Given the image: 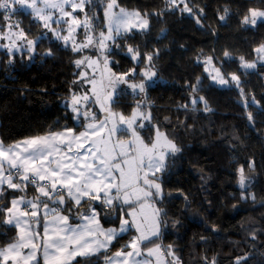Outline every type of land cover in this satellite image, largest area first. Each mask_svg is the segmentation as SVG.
Instances as JSON below:
<instances>
[{
	"label": "snow or ice",
	"instance_id": "snow-or-ice-1",
	"mask_svg": "<svg viewBox=\"0 0 264 264\" xmlns=\"http://www.w3.org/2000/svg\"><path fill=\"white\" fill-rule=\"evenodd\" d=\"M232 3L235 9L225 4L222 14L218 6V27L227 26L230 18H234L237 31H255L264 25V0ZM205 7L193 0H161L159 5L146 3L131 10L119 0H0V51L7 57L5 68H15L17 55L24 65L25 57L28 64L37 57L44 62L59 50L71 53L69 65L75 69L74 79L65 81L67 95L61 101L65 123L57 120L47 130L11 143L0 140V225L15 229V235L0 244V264H41V250L43 264H101V256L102 264H152V258L156 264H184L178 255L183 249L174 244L156 243L146 249V256L145 246L166 238L168 209L161 206L166 200L182 198V211L191 203L182 190L165 193L164 189L176 161L183 156L177 143L178 130L195 131L194 125L188 124L192 114L213 111L207 96L200 95L207 91L205 79L209 80L208 88L236 91V102L245 110L252 107L256 114H264V103L255 95L249 99L242 87L247 83L242 75L264 68V41L239 57L225 44L218 55L215 42L220 33L202 23L207 17ZM92 9L95 14L89 15ZM177 13L180 19L185 14L193 18L213 45L208 52L196 49L194 59H190L192 72L186 73L180 85L184 103L157 109L149 94L158 83H167L159 76L157 62L171 49L152 44V23L167 24V18ZM18 14L28 18L27 27L22 19L13 20ZM34 24L41 28L32 37ZM167 33V27L161 28L155 43ZM45 40L53 47L37 52ZM180 48L188 51L185 45ZM252 53L255 60L248 59ZM231 65L236 67L227 71ZM197 68L201 69L198 75L194 74ZM160 111L183 112L185 119L173 121L171 115L159 116ZM246 119L254 128L255 114L246 111ZM224 139H228L227 134ZM238 139L231 141L228 151L233 156L230 175L236 178L239 200L264 207V198L258 202L257 193L249 191L255 181L249 174L255 171V159L237 155L243 150ZM201 180L202 190L207 191L202 173ZM230 198L236 199L234 194ZM233 210L237 214L241 211L238 205H233ZM197 223L219 235L216 224L209 225L203 218ZM172 226L180 227V221H173ZM238 231L246 235L237 245L248 243L251 250L230 256L229 261L249 264L253 254L264 248V242L257 244L264 236V215L259 227L250 219ZM129 234V240L108 255ZM2 235L6 237L7 231ZM192 242L197 247L211 243L207 236L198 240L194 236ZM208 251L205 248L204 255L191 264H218L217 255L209 257ZM260 264H264V251Z\"/></svg>",
	"mask_w": 264,
	"mask_h": 264
},
{
	"label": "trees",
	"instance_id": "trees-1",
	"mask_svg": "<svg viewBox=\"0 0 264 264\" xmlns=\"http://www.w3.org/2000/svg\"><path fill=\"white\" fill-rule=\"evenodd\" d=\"M160 2L161 0H155L153 5L152 0H119L121 6L126 8H143L146 3L151 7L159 5ZM252 2L255 3L256 0ZM193 3L201 7L206 5L207 17L202 23L210 26L211 29H217L220 33L219 39L215 42L218 55H222L225 44L232 46L233 56L239 57L249 53L253 47L264 41V25L255 31H237L234 18H230L227 26L218 27L216 22L218 6L221 9L220 14L225 4L235 9L236 5L232 3V0H193ZM95 11V9L90 10L89 15L95 14ZM99 15L102 22V9ZM20 17L24 26L27 27L28 18L21 15ZM167 20V24L157 23L155 20L152 23V44L155 47L167 46L171 49L157 62L160 69L159 76L167 83H158L149 94V100L155 103L157 109L174 108L176 102L184 103L182 100L184 90L180 88V85L184 84L187 78L186 73L192 72L193 66L189 61L194 59L196 49L203 48L205 52H208L213 45L210 36H205L195 25V20L187 14L180 19L177 13L176 16H169ZM164 27L168 28L167 36L156 44L155 37ZM40 28L38 24L32 25L31 36H36ZM181 45H185L188 51H183L180 48ZM49 47L53 46L45 40L39 45L37 52H43ZM254 56L255 53H252L248 59H253ZM6 59L7 57L0 51V140L11 143L14 140L38 134L40 129L47 130L57 120L61 124L65 123V109L61 101L67 95L68 85L65 81L74 79L72 73L75 69L69 65V61L73 59L71 53L56 50L54 58L41 62L37 57V60L31 64L27 63L25 57L24 65L19 63L20 57L17 55V64L13 69L5 68L3 61ZM235 67L236 65H231L226 70L231 71ZM200 71L201 69L197 68L194 74L198 75ZM242 79L247 81L242 87L248 93L249 99L255 95L257 100L264 103L262 99L264 68L242 75ZM208 84L209 80L205 79L204 86L207 91L200 95L207 96L213 111L201 115L192 114L193 118L188 120V124L194 125L195 131L183 127L178 130L177 143L182 146L183 156L176 161L170 183L164 189L165 193L182 190L189 196L191 203L184 211H182L184 207L182 198L166 200L161 205L168 209L166 238L162 237L153 242V244L163 243L165 246L174 244L178 249H183L178 255L182 256L184 264H191L192 260L203 256L205 248L209 249L207 253L209 257L217 255L218 264H230V256L234 257L236 254L251 250V245L248 243L237 245L236 242L242 241L246 235L245 232L238 231L239 226L247 224L251 219L259 227L261 216L264 215V207H257L251 201L242 203L239 200L240 192L236 188V178L230 175L234 168V165L230 163L233 156L228 151L231 141L238 137L237 143L243 150L237 155L255 159V171L249 173L255 181L249 191L257 193L259 202L264 198V156H262L264 114H256L257 109L252 107L245 110L236 102L239 99L236 91L218 87L208 88ZM43 89L47 90L46 93L42 91ZM127 99L130 101L131 97ZM200 107L203 108L202 105ZM246 111L255 114L254 128L248 126ZM157 114L161 117L171 115L173 121L177 118L185 119L183 112L160 111ZM225 134L228 139H224ZM201 173L206 180L207 191L202 190ZM232 194L236 199L230 198ZM207 202L211 203V208H208ZM233 205H238L241 209L238 214L233 210ZM201 218L209 225L216 224L220 230L219 235L205 231L204 226L197 223ZM176 220L180 221L181 226L173 228V221ZM6 231L8 235L5 237L2 233ZM14 235V228L9 230L0 225V244ZM130 235L124 236L108 255L126 243ZM194 236L197 240L200 236H207L211 243L197 247L192 242ZM261 242H264V236L258 239L257 244ZM262 251L264 248L255 252L249 264H260ZM190 253H192L191 256ZM99 259L102 263L103 256ZM82 264H95V262L82 261Z\"/></svg>",
	"mask_w": 264,
	"mask_h": 264
},
{
	"label": "rangeland",
	"instance_id": "rangeland-1",
	"mask_svg": "<svg viewBox=\"0 0 264 264\" xmlns=\"http://www.w3.org/2000/svg\"><path fill=\"white\" fill-rule=\"evenodd\" d=\"M129 10H131V9H135V8H132V7H130V8H128ZM83 16H84V13H81L80 14V18L81 19H83ZM21 17H20V15H17L16 17H13V20H16V19H20ZM41 27V26H40ZM54 27H55V25H54ZM81 31V39H83V30L81 29L80 30ZM97 31H99V30H97ZM250 60H255V56H254V58L253 59H250ZM64 98H62V100H63ZM40 233H41V235L43 234V226H42V222H41V227H40ZM156 244V243H155ZM154 246V244H151V245H146L145 246V256L147 255V253H146V249L148 248V247H153ZM115 252V251H114ZM161 259H164V257H161ZM41 264H43V260H42V250H41ZM102 264V263H101ZM152 264H156V260H155V258H152Z\"/></svg>",
	"mask_w": 264,
	"mask_h": 264
}]
</instances>
